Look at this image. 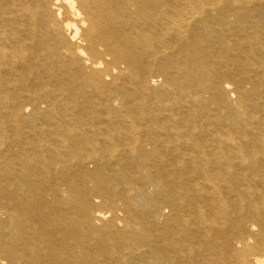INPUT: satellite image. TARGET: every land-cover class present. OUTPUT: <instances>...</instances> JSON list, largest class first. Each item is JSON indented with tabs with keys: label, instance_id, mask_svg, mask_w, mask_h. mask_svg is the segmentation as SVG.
Here are the masks:
<instances>
[{
	"label": "bare ground",
	"instance_id": "6f19581e",
	"mask_svg": "<svg viewBox=\"0 0 264 264\" xmlns=\"http://www.w3.org/2000/svg\"><path fill=\"white\" fill-rule=\"evenodd\" d=\"M0 264H264V0H0Z\"/></svg>",
	"mask_w": 264,
	"mask_h": 264
}]
</instances>
